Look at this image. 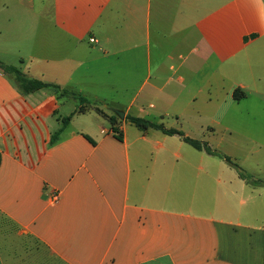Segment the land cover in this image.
<instances>
[{
    "label": "crops",
    "instance_id": "0c3cea01",
    "mask_svg": "<svg viewBox=\"0 0 264 264\" xmlns=\"http://www.w3.org/2000/svg\"><path fill=\"white\" fill-rule=\"evenodd\" d=\"M0 61L98 102L100 63L147 75L112 125L0 69V264H264V0H0Z\"/></svg>",
    "mask_w": 264,
    "mask_h": 264
},
{
    "label": "trees",
    "instance_id": "16d2710c",
    "mask_svg": "<svg viewBox=\"0 0 264 264\" xmlns=\"http://www.w3.org/2000/svg\"><path fill=\"white\" fill-rule=\"evenodd\" d=\"M0 69L3 70L5 73L11 75L18 88L23 92V93H31L37 90H40L42 88H52L56 94L57 97L61 100H73L75 103L78 105V109L76 114H83L87 113L89 111H95L98 114H100L102 117L105 119H108V121L112 125H116L117 123L120 122V119L117 115L112 114L108 115L104 110H102L100 107H98V101L91 99L81 93L72 91L68 88H63L59 85L56 84H51V83H46L37 79H32L28 77L26 74H24L20 68L16 66H11L4 64L3 62L0 61ZM246 97V93L241 90L237 89L234 93V99L235 101L239 102L243 100ZM72 116L65 118L64 122L68 123L71 121ZM126 120L131 123L132 125L136 126L138 129L141 131H147L149 129H155L163 132L166 135L169 136H179L185 143L190 145L196 150L199 151H204L208 155L218 157L219 159L225 161L230 167H233L238 171V174L241 179L247 181L248 183H251L253 185H261L263 184V181L261 180H255L250 174H247L241 167L240 165L234 161L230 156L223 154L217 150H213L206 142L200 141V140H195L190 137L185 136L182 132L175 130V129H167L165 128L164 125L162 124H157L154 122H151L147 119L143 118H137V117H132V116H127ZM63 128L56 133V135L53 137V141H56L58 138L59 134ZM114 131L116 133V138L120 141L123 140V133L114 127ZM0 163H1V158H0Z\"/></svg>",
    "mask_w": 264,
    "mask_h": 264
},
{
    "label": "rangeland",
    "instance_id": "374dc122",
    "mask_svg": "<svg viewBox=\"0 0 264 264\" xmlns=\"http://www.w3.org/2000/svg\"><path fill=\"white\" fill-rule=\"evenodd\" d=\"M111 62V61H110ZM16 63V62H14ZM113 73L109 74L107 72V68H110L109 65V61L106 62H102L100 63L95 69L94 71L96 72L95 77L99 80V83L97 85V88L92 86V87H88L86 91V93H92L93 95H99L100 97L103 98L102 101L98 102V107H100L102 110H104L105 112H108L109 114L111 113L109 111V109L112 107H117L119 109H121L120 107H123V109H125V107H127L131 101L138 97L139 93H140V88L142 85V81L147 77L144 76V74H140V73H133V72H126L125 69L123 70V72H120L118 70V67L113 66ZM152 77V75H151ZM113 79L114 81V87H108L110 80ZM127 79V82H125V80ZM127 84V86L125 85ZM89 91V92H88ZM113 102L118 103L120 106L113 104ZM123 112V111H120ZM174 122V119H170V120H164L165 124L168 123H172ZM106 126L110 127V123L106 122ZM129 130L130 133L134 132L137 133L138 129L136 128V126H129ZM178 142H180V144H182L181 146L183 147V150H181L184 153V149H190L193 152H195L196 156H205V158H207L208 160H215L217 162H221L222 164H226L227 166H229L225 161L217 158V157H208V155L204 154V155H200V153H196L195 149H193L190 145H187L186 143L180 141V139H176ZM180 151V153H181ZM220 152V151H219ZM223 153V152H221ZM225 154V153H223ZM228 170H231L233 173H237L238 171L236 169H234L233 167H229ZM264 181V180H263ZM243 199H246V197H242ZM234 204H239V201L234 200L233 201ZM247 203H249L247 201ZM259 203H261V209L262 212L264 213V202L259 201ZM2 250L3 253L5 255L6 251H5V245L3 243L2 246ZM21 264H23L22 262H19Z\"/></svg>",
    "mask_w": 264,
    "mask_h": 264
},
{
    "label": "built area",
    "instance_id": "2783aa9c",
    "mask_svg": "<svg viewBox=\"0 0 264 264\" xmlns=\"http://www.w3.org/2000/svg\"><path fill=\"white\" fill-rule=\"evenodd\" d=\"M91 42H96L95 39H91ZM60 201V193L58 192H53L49 198V202L51 204H57Z\"/></svg>",
    "mask_w": 264,
    "mask_h": 264
},
{
    "label": "water",
    "instance_id": "95a60500",
    "mask_svg": "<svg viewBox=\"0 0 264 264\" xmlns=\"http://www.w3.org/2000/svg\"><path fill=\"white\" fill-rule=\"evenodd\" d=\"M115 113H116V115H117L120 119H124V118H125V115H124L123 112L116 111Z\"/></svg>",
    "mask_w": 264,
    "mask_h": 264
}]
</instances>
